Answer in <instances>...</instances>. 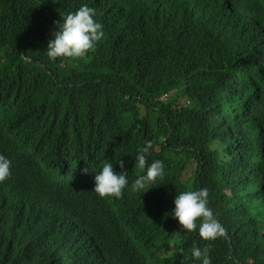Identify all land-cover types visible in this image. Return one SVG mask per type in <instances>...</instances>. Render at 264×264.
Instances as JSON below:
<instances>
[{
  "label": "trees",
  "instance_id": "trees-1",
  "mask_svg": "<svg viewBox=\"0 0 264 264\" xmlns=\"http://www.w3.org/2000/svg\"><path fill=\"white\" fill-rule=\"evenodd\" d=\"M85 4L102 41L84 57L50 60L56 22ZM252 9L0 0V155L11 161L0 264H98L116 253L119 264H202L194 244L212 246L211 264H264V28ZM146 141L148 163L163 160L165 175L135 190ZM117 160L128 185L120 199L102 198L95 175L105 161L123 171ZM202 188L226 237L203 240L172 215L177 194Z\"/></svg>",
  "mask_w": 264,
  "mask_h": 264
},
{
  "label": "clouds",
  "instance_id": "clouds-1",
  "mask_svg": "<svg viewBox=\"0 0 264 264\" xmlns=\"http://www.w3.org/2000/svg\"><path fill=\"white\" fill-rule=\"evenodd\" d=\"M242 1L253 7L251 11L253 15L252 24L255 28H264V0ZM96 15V10L85 4L75 12H69L64 16L62 25L56 22L59 31L54 32L55 38L48 43L46 52L48 58L52 61H55L58 57L81 58L87 55L89 51L94 50L104 37L103 25L94 19ZM256 97L259 102L263 101L261 94H256ZM152 147V142L146 141L145 145L137 151L135 166L140 170L146 168V174L135 179L132 185L135 190L145 189L149 184L154 183L157 178H164L163 160H152L151 163H148V155ZM116 162L119 163L122 170L125 168L123 160H117ZM10 168L11 161L4 155H0V183L9 178ZM83 172L86 174L88 169H83ZM127 176L128 172L126 170L118 173L114 171L113 163L105 161L102 169L95 175V188L93 191L102 198L114 197L120 199L123 196L124 188L128 185ZM174 204L175 208L172 215L179 221L184 230L192 232L198 228L199 236L206 241H214L227 236V229L219 222L213 210L209 207L208 188L182 191L176 195ZM211 247V245H207L201 249L194 244L192 257L201 260L202 264H211L209 255ZM116 255L117 253L102 255L98 258V264H119V259L123 255L118 253L119 259ZM126 263L139 264L135 261Z\"/></svg>",
  "mask_w": 264,
  "mask_h": 264
},
{
  "label": "rangeland",
  "instance_id": "rangeland-1",
  "mask_svg": "<svg viewBox=\"0 0 264 264\" xmlns=\"http://www.w3.org/2000/svg\"><path fill=\"white\" fill-rule=\"evenodd\" d=\"M166 98V96L165 97H163V100Z\"/></svg>",
  "mask_w": 264,
  "mask_h": 264
}]
</instances>
